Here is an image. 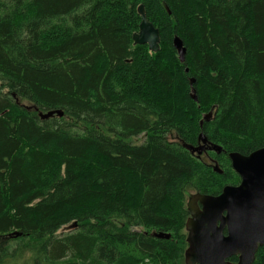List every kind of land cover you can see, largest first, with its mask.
<instances>
[{
  "label": "trees",
  "instance_id": "trees-1",
  "mask_svg": "<svg viewBox=\"0 0 264 264\" xmlns=\"http://www.w3.org/2000/svg\"><path fill=\"white\" fill-rule=\"evenodd\" d=\"M263 147L264 0H0V264H185L187 193Z\"/></svg>",
  "mask_w": 264,
  "mask_h": 264
},
{
  "label": "water",
  "instance_id": "water-1",
  "mask_svg": "<svg viewBox=\"0 0 264 264\" xmlns=\"http://www.w3.org/2000/svg\"><path fill=\"white\" fill-rule=\"evenodd\" d=\"M138 14L141 24L139 32L133 36L134 44L146 45L150 52L156 53L160 50L159 30L148 20L143 5L139 6ZM173 46L180 62L184 63L186 47L183 41L176 36ZM192 96L197 100L194 90ZM38 115L46 121L62 118L64 112L39 111ZM183 147L198 158L209 151L218 155L223 151L203 133L198 137L197 146L183 144ZM229 160L241 179L239 185H227L216 196L187 193L190 217L186 222L185 264H254L258 250L264 247V147L249 155L232 152ZM212 167L217 174H223L217 161H213ZM155 237L170 239L171 235L160 233ZM233 257L237 262L230 261Z\"/></svg>",
  "mask_w": 264,
  "mask_h": 264
},
{
  "label": "rangeland",
  "instance_id": "rangeland-1",
  "mask_svg": "<svg viewBox=\"0 0 264 264\" xmlns=\"http://www.w3.org/2000/svg\"><path fill=\"white\" fill-rule=\"evenodd\" d=\"M144 141H145V138H144V136H141V137H138V138H134L133 140H132V143H134V144H137V145H140V144H143L144 143ZM206 161H207V163L209 162L207 159H206ZM213 163V162H212ZM212 163L210 164V165H212ZM188 203V199H186V204ZM75 229H73V228H70V227H67L66 229H64V230H62L61 231V234L62 235H65V234H67V233H69V232H72V231H74Z\"/></svg>",
  "mask_w": 264,
  "mask_h": 264
},
{
  "label": "flooded vegetation",
  "instance_id": "flooded-vegetation-1",
  "mask_svg": "<svg viewBox=\"0 0 264 264\" xmlns=\"http://www.w3.org/2000/svg\"><path fill=\"white\" fill-rule=\"evenodd\" d=\"M212 151H209V152H207V153H203L202 155H201V157L200 158H202V159H204L205 161H206V159L209 161L208 163H212L214 160L213 159H211L210 157H209V154L211 153ZM197 157V156H196ZM241 180V179H240ZM241 182V181H240ZM240 184V183H239ZM238 184V185H239ZM233 186H236V185H233Z\"/></svg>",
  "mask_w": 264,
  "mask_h": 264
},
{
  "label": "bare ground",
  "instance_id": "bare-ground-1",
  "mask_svg": "<svg viewBox=\"0 0 264 264\" xmlns=\"http://www.w3.org/2000/svg\"><path fill=\"white\" fill-rule=\"evenodd\" d=\"M213 111V110H212ZM208 115V114H207ZM202 123H203V121H202ZM214 153V152H213ZM214 171V170H213ZM216 173V172H215Z\"/></svg>",
  "mask_w": 264,
  "mask_h": 264
}]
</instances>
